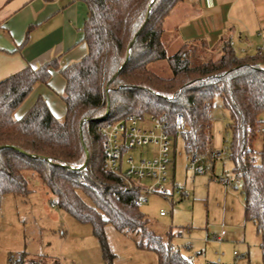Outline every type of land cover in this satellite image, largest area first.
Wrapping results in <instances>:
<instances>
[{
  "label": "trees",
  "instance_id": "trees-1",
  "mask_svg": "<svg viewBox=\"0 0 264 264\" xmlns=\"http://www.w3.org/2000/svg\"><path fill=\"white\" fill-rule=\"evenodd\" d=\"M81 1L89 9L81 31L87 55L61 70L63 120L43 98L15 118L35 87L48 85L52 70L61 69L59 58L0 81V202L5 195L29 196L38 181L58 209L91 226L106 264L116 258L105 233L108 224L139 235L138 248L156 253L159 264H194L150 230L134 204L139 193L125 190V182L106 171L100 128L131 115L166 116L174 144L181 138L186 154L202 158L203 165L217 156L211 108L218 97L230 116L228 159L242 180L245 221L256 228L264 264V148L254 150L264 133V48L241 54L228 41L214 59L203 41H191L169 56L164 24L184 0ZM160 61H167L172 77L150 69ZM28 259L23 252L11 255L8 264Z\"/></svg>",
  "mask_w": 264,
  "mask_h": 264
},
{
  "label": "rangeland",
  "instance_id": "rangeland-1",
  "mask_svg": "<svg viewBox=\"0 0 264 264\" xmlns=\"http://www.w3.org/2000/svg\"><path fill=\"white\" fill-rule=\"evenodd\" d=\"M150 68L161 77H172L167 61L151 64ZM63 94L56 96L65 106ZM211 118L212 147L219 154L214 163L208 161L203 164L205 173L197 174L196 163L188 157L183 140L178 138L170 153L172 163L168 176L179 186L182 194L168 198L151 195L140 210L148 218L151 231L195 264L215 262L218 254H223L222 264H262L259 238L255 226L245 221L240 180L235 178L228 159L231 139L229 112L222 108L218 97L213 101ZM263 148L264 133H260L254 142V150L258 154ZM140 154L144 158H154L156 148L148 145L132 150L129 155L138 161ZM220 178L232 180L228 187L233 197L234 194L236 196H229L228 203L224 201L226 189ZM33 190L28 197L5 195L0 202V264H6L11 255L23 252L29 256L25 264H29L30 260L42 262L40 264H53L54 261L62 264H106L99 242L90 232L91 227L80 224L66 212L53 210V199L44 192L40 182L34 183ZM234 205L236 214L230 219ZM224 211L229 214L226 218ZM161 212H165V216H161ZM58 213L64 219L56 217ZM229 222L238 227L231 229ZM75 225L82 229L81 235L75 231ZM223 230L227 233L219 242L216 238ZM228 230H234L233 236H228ZM105 233L116 255L114 264H140L146 261V256L152 257L157 264L154 252L139 250V235L136 233L122 234L111 224L106 226ZM234 252L239 257L244 254L245 258L234 257Z\"/></svg>",
  "mask_w": 264,
  "mask_h": 264
},
{
  "label": "crops",
  "instance_id": "crops-1",
  "mask_svg": "<svg viewBox=\"0 0 264 264\" xmlns=\"http://www.w3.org/2000/svg\"><path fill=\"white\" fill-rule=\"evenodd\" d=\"M88 13V7L81 0H0V81L22 71L27 66L36 69L56 58H59L61 64L60 70H52L48 85L39 84L35 87L15 113V118H22L39 98H43L53 115L58 120L64 119L66 106L56 96V94L62 95L65 91V80L60 74L62 69L87 55V46L82 41L81 31ZM162 40L169 56L179 52L185 43L191 41H203L214 59L221 57L223 45L228 41L234 44L238 52L243 50L244 53H257L264 48V0H184L167 18ZM218 156L217 153L214 160ZM223 179L220 178V181L222 182ZM236 179L240 180L242 194V180ZM225 180L228 183L222 182L226 189L224 201L228 203L229 196L234 198L236 195L234 194L233 197L228 187L232 180L230 178ZM171 181L174 183L173 180ZM43 190L46 192L45 189ZM242 196L244 208L245 198L243 194ZM52 204L51 202L53 210L64 212L52 207ZM233 207L231 215L224 211L225 218L228 215L230 219L234 217L236 206ZM55 216L64 219L61 213ZM229 225L231 229L238 227L231 222ZM74 228L78 234H82L80 227L75 225ZM90 232L93 235V230ZM233 232L234 230L229 231L228 236H233ZM224 238L225 236L220 242ZM258 247L260 249V238ZM141 251L148 252V250ZM233 256L245 258L244 254L239 257L235 252ZM145 258L146 261L140 264H156L152 257ZM217 259L214 263H217ZM207 263L209 262L205 264ZM222 263L223 261L218 264Z\"/></svg>",
  "mask_w": 264,
  "mask_h": 264
},
{
  "label": "built area",
  "instance_id": "built-area-1",
  "mask_svg": "<svg viewBox=\"0 0 264 264\" xmlns=\"http://www.w3.org/2000/svg\"><path fill=\"white\" fill-rule=\"evenodd\" d=\"M231 45L234 46L233 43ZM166 129L167 117L154 115L145 118L131 115L127 119L108 123L100 128L104 140V168L125 182V190L139 193V197L134 201L138 208H141L151 195L168 198L182 194L179 186L170 181L168 176L174 141ZM148 145L156 148L154 158H144L140 154V159L135 161L133 156L129 155L132 150ZM188 157L196 163V173L204 174L205 168L201 164L203 159L195 155ZM168 182H171V185H168ZM222 182L228 183L225 179ZM52 207L58 208L55 203ZM160 214L165 216L166 213ZM224 236L223 230L221 236L216 238L217 241L220 242ZM11 261L19 262V259L11 257ZM221 261L222 255H218L217 263Z\"/></svg>",
  "mask_w": 264,
  "mask_h": 264
},
{
  "label": "water",
  "instance_id": "water-1",
  "mask_svg": "<svg viewBox=\"0 0 264 264\" xmlns=\"http://www.w3.org/2000/svg\"><path fill=\"white\" fill-rule=\"evenodd\" d=\"M108 115H109V113L107 112V113H106V115H105V118H107V117H108Z\"/></svg>",
  "mask_w": 264,
  "mask_h": 264
}]
</instances>
